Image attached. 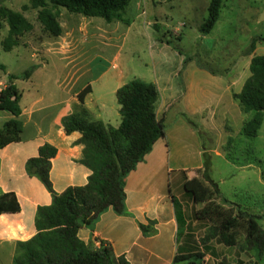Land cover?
<instances>
[{
  "label": "rangeland",
  "instance_id": "obj_1",
  "mask_svg": "<svg viewBox=\"0 0 264 264\" xmlns=\"http://www.w3.org/2000/svg\"><path fill=\"white\" fill-rule=\"evenodd\" d=\"M155 1L132 0L122 15L128 24L107 23L102 18L84 17L56 7L53 12H57L62 32L59 37H53L39 23L40 9L33 7L31 0H0V6L21 13L33 27L19 37L17 46L5 52L1 43L7 36L8 25L1 20L0 65L5 70H0V90L7 85L8 75L16 77L13 83L21 93L18 105L22 109L28 108L34 98L41 97L42 104H47L66 97L69 88L75 92L90 85L94 94L87 105L93 108L97 97L103 96L110 126L117 125L118 104L114 93L103 95L105 82L114 88L133 79L146 83L156 80L166 90L165 95L170 94V89L175 94L184 82L194 87L195 95L200 96L201 92L208 95L205 101L211 102V107L205 113L206 118L190 117L185 121L178 114L181 107L175 105L163 119L172 167L164 176L165 190L179 203L184 224L179 228L177 240L182 244L186 233L200 241L208 227L206 222L194 217V212L205 203L193 204L183 189L184 175L195 173L199 165H208L209 178L218 187L219 196L202 181L209 190L208 199L217 198L220 203L225 198L235 204L255 205L264 212V182H260L264 181V163L260 167L252 163L250 168H242L248 150H254L264 161V125L258 137L241 134L243 122L251 119L254 112L246 116L239 113L229 92L212 88L217 78L201 79L209 76L198 70L204 69L221 81L234 82L231 92L240 91L250 75L251 57L264 55V46L258 44L264 41V0H223L219 19L208 35L200 34L199 27L206 18L209 0L206 3L200 0L196 6L190 0H169L162 4ZM149 22H157L159 29ZM252 41L258 42L253 52ZM30 68L33 69L30 77L22 78ZM183 68L185 72L177 76ZM7 115L0 110V128ZM22 119L26 120V115ZM228 137L233 138L230 146ZM176 166L184 171L177 172ZM245 191L257 196L248 200L243 196ZM258 224L264 229V220H258ZM245 236L244 229L238 228L233 247H226L216 239L209 241L210 252L204 264L255 262L254 257L240 250ZM178 248L176 253L181 252ZM0 264H12L9 250L3 246H0Z\"/></svg>",
  "mask_w": 264,
  "mask_h": 264
},
{
  "label": "trees",
  "instance_id": "obj_2",
  "mask_svg": "<svg viewBox=\"0 0 264 264\" xmlns=\"http://www.w3.org/2000/svg\"><path fill=\"white\" fill-rule=\"evenodd\" d=\"M132 0H31L32 6L39 8L37 19L44 31L53 37H59L62 28L57 20L56 7H62L73 14L84 17H98L107 23L124 21L122 15ZM223 0H209L207 15L199 27L202 35H208L219 19ZM1 20L8 25V33L2 41V49L9 52L18 45L21 35L32 31V25L19 12L0 6ZM128 24V23H127ZM154 29H159L154 25ZM256 41H252L253 52ZM187 58L184 59L186 61ZM4 71V66L0 65ZM32 68L22 74L29 78ZM249 77L245 80L239 93L232 92V99L237 103L241 113L246 116L254 112L249 120H245L241 134L248 138L257 136L264 112V55L252 56L249 62ZM7 85L0 90V110L13 117L0 128V149L8 144L19 142L23 124L19 119L21 108L18 102L21 93L14 85L16 77L8 75ZM91 92L87 85L78 95L75 111L65 116L61 123L66 134L79 132L80 143L85 145L81 163L90 170L87 183L83 186L67 187L61 193L54 192L49 178L51 159L56 149L48 144L39 147L38 155L25 163L29 176H35L51 195L48 206L36 209L34 226L36 233L27 241L18 242L12 264H129L123 257L115 258L110 245L100 241L98 248L91 243L81 241L77 232L81 228L93 230L99 217L108 209L118 216H128L125 205V180L135 167L143 162L151 151L153 144L165 136L163 119L155 114L158 91L154 84L133 79L116 91L121 118L117 128L104 125L99 121L89 120L87 110L83 107L84 98ZM230 131V128H229ZM233 138L228 137V146ZM227 146V151H228ZM226 150V149H225ZM245 166H261L264 163L254 150H248ZM234 160V158H229ZM202 178L213 188L217 196V184L208 175L205 163ZM32 169H35L32 172ZM185 194L193 204L205 203L202 209L194 212L196 220L208 225L200 241H195L191 233L185 234L181 252L174 256L172 264H204L209 255L211 240L226 247H233L234 232L243 228L245 239L240 250L255 258L252 264H264V230L258 220L261 215L248 213L239 205L225 198L217 203L216 198L208 199L209 190L197 179L183 183ZM173 203L179 228L184 224L179 203L170 197ZM224 206H230L228 210ZM236 207V211H233ZM20 207L14 193L0 194V215L17 213ZM152 226V222L149 221ZM143 235H153L155 230L139 224ZM178 248V249H179ZM245 264V263H241Z\"/></svg>",
  "mask_w": 264,
  "mask_h": 264
},
{
  "label": "crops",
  "instance_id": "obj_3",
  "mask_svg": "<svg viewBox=\"0 0 264 264\" xmlns=\"http://www.w3.org/2000/svg\"><path fill=\"white\" fill-rule=\"evenodd\" d=\"M167 1L169 0H156L155 3L162 4ZM199 1L190 0L194 6ZM143 13L144 11L141 14ZM154 20L157 19L154 17ZM156 23L149 22L148 24L154 26L157 25ZM258 44L264 46V41ZM256 50L257 47L254 48V51ZM198 70L209 76L208 78L202 76L201 79L217 78L215 83L211 85L213 89L215 87L217 90L224 89L232 95L230 89L234 86V82H224L204 69ZM181 72H185V69L179 70L177 76L180 77ZM184 80L186 81L185 78ZM152 84L158 91V100L155 104V114L158 119H164L169 108L175 105L181 107L178 114L185 121L190 117L206 118L205 113L209 111L211 102L207 103L205 100L209 97L203 92L200 96L195 95L194 87L191 84L185 85L184 82H181L178 91L174 94L170 89L169 95H165L164 91L166 90L162 86L160 87L156 80ZM123 85L125 84L118 83L114 88H111L105 82L103 95L116 94L117 89ZM85 87L75 92L69 88L66 97L59 101H48L47 104H42L43 99L41 97L34 98L29 103L28 108L21 109L19 119L23 120L22 118L26 115V120L21 121L23 124L20 134L21 140L0 149V194L14 193L20 207L17 213L0 215V246L9 250L11 261L16 252L17 243L27 241L36 233L34 226L36 209L39 206H48L52 200L50 193L43 184L35 176H29L25 170L26 161L38 155L39 147L48 144L57 151L51 159L49 171L54 192L61 193L67 187L83 186L87 183L91 172L81 163L85 151V145L79 142L81 134L79 132L66 134L61 123L65 116L71 115L75 111V106L78 104L77 95ZM90 88L91 92L85 96L83 102L89 120L110 125L107 122L109 121V113L105 111L103 96L97 97L93 108L87 105L88 99L94 94L93 87L90 86ZM235 104L237 105V103ZM237 108L238 112L241 113L238 105ZM116 111L119 119L116 122L117 125L112 126L114 128H117L121 121L119 105L116 107ZM212 114L211 112L210 115ZM12 117L8 113L4 118V123ZM263 125L264 112L256 137L260 135ZM27 130H30L29 134ZM167 138L168 134L165 131V136L153 144L143 162L139 163L126 177L125 205L128 216H118L111 209H108L99 217L93 230L86 228L78 230L77 236L81 241L86 244L91 243L93 248H98L100 241H104L110 245L115 258L123 257L129 264H172L178 246L183 247L184 239H182V244L177 240L179 225L173 203L165 190L164 176L172 169ZM176 169L177 172L184 171L177 166ZM203 171V165H199L195 173L184 175V181L195 178L202 183ZM260 182L264 181L261 180ZM243 193H245L243 196L248 200L257 196V194L246 191ZM250 202L252 203V201ZM237 205L250 214H262L260 210L254 207L255 205ZM149 221L152 222V226ZM139 224L147 226L148 230L153 228L155 233L149 236L143 235L139 229Z\"/></svg>",
  "mask_w": 264,
  "mask_h": 264
},
{
  "label": "water",
  "instance_id": "obj_4",
  "mask_svg": "<svg viewBox=\"0 0 264 264\" xmlns=\"http://www.w3.org/2000/svg\"><path fill=\"white\" fill-rule=\"evenodd\" d=\"M35 171V169H32V172H34Z\"/></svg>",
  "mask_w": 264,
  "mask_h": 264
}]
</instances>
